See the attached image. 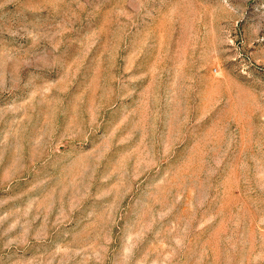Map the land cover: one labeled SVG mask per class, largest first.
I'll use <instances>...</instances> for the list:
<instances>
[{
  "label": "rangeland",
  "instance_id": "1",
  "mask_svg": "<svg viewBox=\"0 0 264 264\" xmlns=\"http://www.w3.org/2000/svg\"><path fill=\"white\" fill-rule=\"evenodd\" d=\"M0 264H264V0H0Z\"/></svg>",
  "mask_w": 264,
  "mask_h": 264
}]
</instances>
